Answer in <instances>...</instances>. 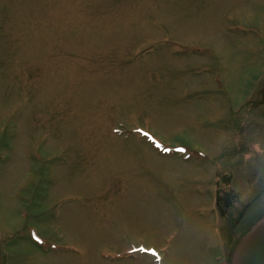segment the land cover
Returning a JSON list of instances; mask_svg holds the SVG:
<instances>
[{
	"label": "rangeland",
	"instance_id": "obj_1",
	"mask_svg": "<svg viewBox=\"0 0 264 264\" xmlns=\"http://www.w3.org/2000/svg\"><path fill=\"white\" fill-rule=\"evenodd\" d=\"M263 216L264 0H0V264H229Z\"/></svg>",
	"mask_w": 264,
	"mask_h": 264
},
{
	"label": "water",
	"instance_id": "obj_2",
	"mask_svg": "<svg viewBox=\"0 0 264 264\" xmlns=\"http://www.w3.org/2000/svg\"><path fill=\"white\" fill-rule=\"evenodd\" d=\"M234 264H264V219L239 243Z\"/></svg>",
	"mask_w": 264,
	"mask_h": 264
}]
</instances>
